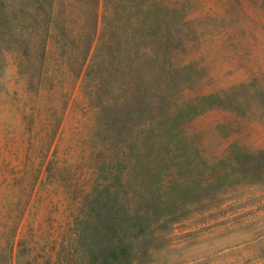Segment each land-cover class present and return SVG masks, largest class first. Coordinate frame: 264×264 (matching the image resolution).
<instances>
[{
  "label": "rangeland",
  "instance_id": "rangeland-1",
  "mask_svg": "<svg viewBox=\"0 0 264 264\" xmlns=\"http://www.w3.org/2000/svg\"><path fill=\"white\" fill-rule=\"evenodd\" d=\"M0 0V264H264V0Z\"/></svg>",
  "mask_w": 264,
  "mask_h": 264
},
{
  "label": "trees",
  "instance_id": "trees-1",
  "mask_svg": "<svg viewBox=\"0 0 264 264\" xmlns=\"http://www.w3.org/2000/svg\"><path fill=\"white\" fill-rule=\"evenodd\" d=\"M50 5H51V7H52V10H54V9H53V7H54V5H55L54 0H53V2H52Z\"/></svg>",
  "mask_w": 264,
  "mask_h": 264
}]
</instances>
